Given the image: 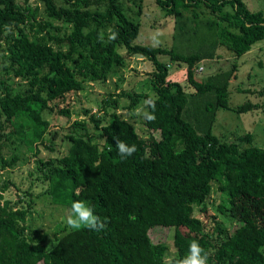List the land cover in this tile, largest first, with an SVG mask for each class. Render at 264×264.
Listing matches in <instances>:
<instances>
[{
  "label": "trees",
  "instance_id": "16d2710c",
  "mask_svg": "<svg viewBox=\"0 0 264 264\" xmlns=\"http://www.w3.org/2000/svg\"><path fill=\"white\" fill-rule=\"evenodd\" d=\"M154 1L174 17L171 47L134 42L144 0H0V167L21 165V146L34 157L27 187L0 182V264H166L186 256L193 241L207 264H264V148L249 132L213 133L216 111L229 108L237 64L205 81L195 76L200 61L217 56L215 44L240 56L264 39V12L243 0ZM109 28L117 39L108 40ZM134 56L152 63L150 91L108 93L95 101L98 113L82 106L74 112L88 116L98 136L76 118L64 135L67 151L39 156L41 144L54 151L57 136L45 112L67 121L71 96L105 83ZM172 63L185 65L192 91L168 77ZM121 97L128 109L141 103L148 111L145 101L155 100L156 119H142L146 136L118 111ZM115 138L137 151L121 159ZM214 181L225 196L215 209L236 219L233 230L210 213ZM10 189L17 199L5 196ZM40 195L65 207L82 201L107 227L62 228L50 239L27 224Z\"/></svg>",
  "mask_w": 264,
  "mask_h": 264
},
{
  "label": "rangeland",
  "instance_id": "374dc122",
  "mask_svg": "<svg viewBox=\"0 0 264 264\" xmlns=\"http://www.w3.org/2000/svg\"><path fill=\"white\" fill-rule=\"evenodd\" d=\"M22 1V0H20ZM247 7L251 10H262L264 12V0H243ZM207 14V13H206ZM174 17L166 15L164 11L155 3L154 0H144L143 13L140 18V31L135 38V43L153 44L152 36L156 33H161L158 36L159 43L164 47H171L175 44L174 33L176 32ZM216 47V48H215ZM215 54L211 59L200 61L202 65L201 72H195V76L204 80L212 73L225 71L230 68L232 62H236V76L230 80L229 90V108L218 109L216 111V119L213 125V133L221 136L224 139H232L235 135H243L247 132L253 135V145L264 148V39L255 42L251 49L240 55L235 56L225 47L215 44ZM163 61H168V56L159 57ZM153 66L151 61L140 56L127 58L122 66H115L110 73L105 83L86 84L84 90L73 95L68 100L71 108V115L68 120H64L60 115L45 112L46 117L51 122L50 131H57V136L53 139L54 151H50L42 144L39 145V156L62 155L67 151L69 141L64 137L68 133L73 120L78 118L84 120L86 128H88L95 136H98L97 131L92 127V123L86 115H78L74 111H78L82 106L90 107L93 113H98V106L95 101H101L103 96L108 93L116 97L122 90L130 91H150L148 79ZM171 80L178 81L185 91H192L191 86L186 81V67L184 64L172 63L169 64V76ZM105 98V97H104ZM258 103L260 106L247 111L238 112L235 108L245 102ZM129 100L121 97L118 102V111L126 116L134 123L137 132L140 135L146 136L147 130L142 123V117L136 115L137 109L144 108L143 104H139L134 108L128 109ZM62 104L59 105L61 107ZM50 135H47L49 138ZM45 144H49L47 139ZM21 165L14 168L0 167V182L5 180H13L14 183L27 187L28 181H24L28 168H32L33 159L32 153L21 146ZM3 155L10 158L11 152L8 149H3ZM25 160H24V159ZM20 162V161H19ZM38 187V186H37ZM218 182L212 183V206L210 213L215 214L219 221L223 223L229 230L237 227L235 218L227 214H222L215 209L216 204L224 201L225 196L218 190ZM34 189V186H33ZM10 189L5 196H11L17 199V195L12 194ZM42 190L39 187L34 191L39 193ZM70 208L62 205H55L48 201L46 197L40 195L36 199L35 209L29 214L27 224L33 227H40L49 234L50 239L54 238V234L66 227V217L70 214ZM228 213V212H227ZM156 237H161L163 232L160 228L153 231ZM171 242V240H169ZM169 242V243H170Z\"/></svg>",
  "mask_w": 264,
  "mask_h": 264
},
{
  "label": "clouds",
  "instance_id": "9594fccd",
  "mask_svg": "<svg viewBox=\"0 0 264 264\" xmlns=\"http://www.w3.org/2000/svg\"><path fill=\"white\" fill-rule=\"evenodd\" d=\"M161 33H156L152 36L153 44L159 43L158 36ZM118 33L113 31L111 28L108 29V40L112 41L117 39ZM103 36L100 37L103 40ZM145 105L150 107L152 111H148L147 108L137 109L136 115L141 116L143 119L148 121H154L156 119L155 111V100L149 98L145 101ZM115 144L118 151V155L121 159H127L132 156L136 151V145H129L118 138H115ZM66 227L71 230L88 229L94 232H101L106 229L107 224L102 221L99 216L94 214L91 207L86 205L84 202L76 200L73 201L70 208V214L65 220ZM208 256L205 250L196 241H193L189 245L188 254L181 259L169 258L166 264H207Z\"/></svg>",
  "mask_w": 264,
  "mask_h": 264
},
{
  "label": "built area",
  "instance_id": "2783aa9c",
  "mask_svg": "<svg viewBox=\"0 0 264 264\" xmlns=\"http://www.w3.org/2000/svg\"><path fill=\"white\" fill-rule=\"evenodd\" d=\"M202 70H203V67H202V65H200V66L198 67L197 71L201 72Z\"/></svg>",
  "mask_w": 264,
  "mask_h": 264
}]
</instances>
